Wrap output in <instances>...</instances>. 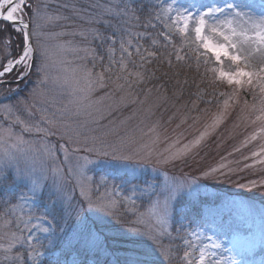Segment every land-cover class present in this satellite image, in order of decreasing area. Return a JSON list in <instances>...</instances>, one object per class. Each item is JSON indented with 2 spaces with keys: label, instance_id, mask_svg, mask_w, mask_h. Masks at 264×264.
<instances>
[{
  "label": "snow or ice",
  "instance_id": "1",
  "mask_svg": "<svg viewBox=\"0 0 264 264\" xmlns=\"http://www.w3.org/2000/svg\"><path fill=\"white\" fill-rule=\"evenodd\" d=\"M148 5L147 17L141 25L144 32L136 34L135 45L132 39L119 37V60L114 58L116 49L109 47V67L96 73L95 80L87 69L83 70L85 87H78V80L75 81L77 86L69 85L65 78L64 83L70 87L69 96L73 97L69 104L75 105L73 114L78 115L90 106L87 101L93 86L103 87L105 72L112 71L111 65L119 64L121 73L127 71L128 76L134 75L142 82L144 75L129 71L128 64L143 67L145 63L161 61L171 66L173 56L178 63L191 59L187 53L180 54L187 45L189 51L196 54L197 66L201 62L207 64L209 57L219 65L210 69L216 81L258 87L259 104H253L252 108L260 113L256 119L264 120V0H259L258 4H250L248 0H185L184 3L148 0ZM26 7L27 0H0V52H3L0 85L8 83L5 78L9 75L15 74L17 79L30 75L34 65L39 83L49 80L51 57L49 49L41 43L44 33L39 21L52 17L42 14L44 6L37 4L31 24L26 23L23 17ZM253 9H258L260 14L254 15ZM140 10L143 11V6ZM129 11L134 19H141L127 4L120 15H127ZM121 31L131 36L130 30H116ZM90 34L94 39L110 40L113 45L117 42L115 32L111 37H104L98 30ZM175 37L181 41L179 48ZM140 41H145L148 47ZM126 44L139 57V65L132 59L133 51H129ZM225 61L230 70H225ZM128 76L118 74L117 79L127 83ZM107 78L111 80V76ZM3 91L11 93L13 90ZM22 103L18 100L14 105H3V111L9 115ZM224 103L227 105V101ZM16 123L23 125V132L43 133L41 141L54 134L51 128L45 129L39 122L29 123L17 116ZM47 123L51 125L53 121L47 120ZM259 131L264 132V127ZM255 138L254 134L252 139ZM94 150L88 149L89 152ZM118 151L115 147L111 149L113 159L121 166L144 165L153 157V152L148 150L144 157L133 162L132 156L118 155ZM261 154H264V146L252 155ZM100 155L106 157L109 152L102 151ZM157 155L160 156L157 162L161 164H168L176 156L171 152L167 156ZM57 159L55 146L32 147L21 135L13 140L10 129H0V209H3L0 222L6 229L0 234V240L7 241L0 244L3 249L0 264H249L241 249L235 245L224 246L223 238L228 236L225 222L209 223L197 207L203 188L199 178H175L165 172L163 177L158 176L143 185L131 184L127 189L114 186L110 195L107 177L97 183L87 175V165L92 163L87 157L83 158L84 163L77 160L66 168L55 165ZM64 159H69L66 149ZM215 171L211 169L202 175L207 178ZM73 177L79 184V200L69 194L74 190L70 187ZM101 186L105 191L96 194ZM129 204L132 207H127ZM129 214L131 219L126 218ZM213 227L218 232L207 237L208 243L193 242V238L199 240L203 232ZM227 227L230 229L231 225ZM122 228L127 231L121 232ZM106 229L114 230L125 239L108 235ZM124 244L132 247H122Z\"/></svg>",
  "mask_w": 264,
  "mask_h": 264
},
{
  "label": "rangeland",
  "instance_id": "2",
  "mask_svg": "<svg viewBox=\"0 0 264 264\" xmlns=\"http://www.w3.org/2000/svg\"><path fill=\"white\" fill-rule=\"evenodd\" d=\"M98 1L97 9L105 12L102 13L103 18L95 21L94 25L101 24L98 31L104 37H111L115 32L117 42L114 45L110 40L102 39L88 42L82 38L80 33L84 32L83 37H88L92 36L90 34L92 30L85 31V29L79 28L78 24L74 27L71 25L63 27L60 21H63L62 13L65 0L37 1V4L44 6L41 8V13L52 17L50 20L39 21L43 25L41 31L44 33L41 43L49 49L51 57L49 80L40 84V77L37 75L33 79L34 82L30 83L29 94L24 99H19L23 103L17 109H13L9 115L3 111V105H14L16 101L0 100V129H10L13 133V140L16 135H21L25 141L31 142L32 147H42L44 144L55 146V154L58 157L55 165L66 168L77 160L84 163L83 158L87 157L92 161L87 165L89 169L87 175L93 177L97 183H101L102 178L107 177L110 195L114 186L127 189L131 184L143 185L145 182L150 183L158 176L163 177L165 172L175 178H199L203 188L201 202L197 204V207L203 211L209 223H212L213 220L216 223L225 222V231H228V236L223 238L224 246L235 245L236 248L241 249L249 264H264V162H261L264 161V154L252 155L254 152H259L260 148L264 146V132L259 131L264 127V120H257L256 117L260 113L252 108L253 104H259V88L247 84L243 87L235 84L229 85L223 81V87L220 90L213 87L207 91L203 85H197L194 87V95L203 100L204 110L191 120L185 116L187 113L185 109L189 110V108H186L182 104L183 102H168L164 97L162 100L154 88L155 92L144 93L145 104L141 106L140 111L136 114L132 113L135 116L128 115L127 119L124 115H120L118 110L120 109L118 104L123 103L125 95L119 94L114 100L109 90L94 85L87 101L90 106L78 115L73 114L75 105L69 104V99L73 98L69 96V85L77 86L75 81L78 80V87L86 86L83 79L85 67L93 73V80H95L96 73L108 68L109 47L116 49L114 58L120 59L119 37L126 31L116 32V30L118 28L129 30L125 28L127 17L133 15L131 11L129 15L128 13L120 15L127 4L122 0ZM155 2L159 3L160 0H155ZM180 2L184 3L185 0H180ZM248 2L258 4L259 0H248ZM142 4L139 1L136 7L139 8ZM35 10L36 8L32 13L31 21ZM252 11L256 16L260 14L258 9ZM147 14L148 11L144 12L139 9L137 15L141 19H135L132 22L140 24L141 27ZM23 17L27 18L25 9ZM57 20L58 23H56ZM142 32H144L143 27H141L140 33ZM135 37V35L132 36V39ZM125 38L129 39L128 36ZM135 43L136 41L133 42V44ZM125 47L128 48V45L126 44ZM184 47L188 48L187 45ZM128 50L133 51L130 48ZM2 55L3 52H0V56ZM89 57L90 59L95 58L94 60L97 61L96 69L98 71L88 68ZM191 57L196 59V54L192 52ZM132 59L139 65V57L135 55L134 51ZM125 60H127L126 57ZM253 63L256 64L255 61ZM208 64L211 68H219V65H216L211 57H209ZM115 65L119 66V64L111 65V69L115 68ZM144 66L145 64L142 68ZM256 66L259 67L258 64ZM183 67V64L173 67L169 79H183V74L180 73L183 71ZM224 68L230 70L227 61H225ZM108 73L105 72L106 78L109 76ZM65 78L68 79L69 85L64 83ZM121 91L124 92V88ZM149 101L153 104H148ZM225 101H227V105H225ZM209 104H213L212 108L209 107ZM166 108L168 112L176 111L174 117L168 122L167 120L161 121L163 115L167 113ZM65 110H67V114H64ZM29 113H32L31 117ZM17 116L29 123L39 122L41 127L51 128L54 134L41 141L43 133L23 132V125L16 123ZM42 116L46 119L42 120ZM47 120H52L53 123L50 125ZM103 122L106 123L103 124ZM111 125L117 129L113 133L114 136L119 134L125 136L131 133L129 142L120 144L118 155L132 156L134 162L151 150L153 152L152 160L144 165L135 164L133 166V163H129L127 166H121L118 161L113 159L111 152L112 142L108 135ZM98 131L101 134L106 131V138L102 135L104 142L96 147L94 142ZM254 134L256 138L252 139ZM5 139H7L6 134ZM185 145L188 146L186 149ZM90 148L95 150L89 152ZM65 149L69 157L68 160L64 159ZM102 151H108L109 155L106 157L100 155ZM170 152L176 154L172 161L168 164L157 162L160 158L157 154L167 156ZM211 169H216V171L205 178L202 173ZM70 187H74V190L69 194L79 200L80 188L75 177H73ZM92 190L95 192V186ZM104 191L105 188L101 186L99 193L96 194ZM137 203L139 204V201ZM127 207L130 208L132 205L129 204ZM2 212L3 209H0V214ZM131 218L129 214L127 219ZM91 219L96 220V217L91 216ZM228 225H231L230 229L227 227ZM3 231L6 229L0 222V234ZM106 231L110 236L125 239L119 234H114L111 230L106 229ZM125 231L127 229H121V232ZM216 232L218 230L213 227L211 231L203 232L199 240L193 238V242L208 243L207 237ZM6 243V240H0V244ZM128 247H132V245L128 244ZM2 254L3 249H0V255ZM123 254L120 253V255Z\"/></svg>",
  "mask_w": 264,
  "mask_h": 264
},
{
  "label": "trees",
  "instance_id": "3",
  "mask_svg": "<svg viewBox=\"0 0 264 264\" xmlns=\"http://www.w3.org/2000/svg\"><path fill=\"white\" fill-rule=\"evenodd\" d=\"M37 1L38 0H32L31 2L33 4L32 5L33 10L36 8ZM122 1L126 2L129 8L133 7V9L136 10V12L134 13L135 16H139L137 15V11L141 9V6H143L144 12L148 11V7H149L148 0H122ZM139 1H141L143 4L139 8H137L136 6ZM97 2L99 3L98 0H73V1L65 0V3L63 5L64 10L62 13L63 21H60V23H62L63 27H65L66 25H68V27H70L69 25L74 27L78 24L77 26L79 28L85 29V31H87L88 29L89 31L93 29L98 30L99 27H101V24L97 23L96 25H94L95 21H98L101 18H103L102 13H104L105 11L104 10L99 11V9H97L98 8L96 5ZM131 14L133 13L131 12ZM134 20L135 19L133 18V15L127 17V23L125 28L129 29L131 32V36H128L129 39H132V36L134 35L136 36V34L140 33L141 31L140 24L132 22ZM56 23H58V20ZM123 35L127 37L126 32ZM82 38L86 39L88 42L90 41L95 42L93 36H88V37L82 36ZM132 40L133 42L136 41L135 38ZM140 43L143 44L145 48L148 47L145 41H140ZM175 45L177 48L181 46V41L178 37H175ZM130 49L134 51L133 48ZM149 50H153V49H149ZM169 51H171V48L169 49ZM185 53H187V55L190 57L192 56V52L189 51V49L186 47H184V50L180 54L184 55ZM94 59L95 58L92 59H90V57L88 58V68H93L94 70L98 71L96 69L97 67L96 64L98 63ZM178 64L180 65L183 64L184 66L183 71L180 72L181 74H183L182 75L183 79L177 78L178 80H170L169 77L172 75L170 71L171 69H173V67H175ZM35 66H33L31 74L28 75L26 79V83L23 85L24 88L22 93L19 96L12 97L11 100H9L10 102H14L19 99L22 100L25 98V96L29 94L28 92L31 89L30 83L34 82L33 79H35V77L37 76ZM84 69H86V67ZM145 69H147L146 72ZM210 69L211 67L209 66L208 63L204 64L203 62H201L199 66H197L196 59H193V57H191V59H185L184 62L182 61L178 63L175 57L173 56L171 66H169V64H167L166 62H161V61H152L150 63H145L144 68L134 67L133 65L128 64L129 71L133 73L141 72L144 75V80L140 82L138 81L136 76L134 75L128 76L127 71L121 73L120 67L119 66L117 67V65H115V68H112V71L108 73L109 76H111L112 80L106 78V80L103 82V88L110 91V95L114 100L119 94L125 95L124 96L125 99L123 103L118 104L120 106V109L118 110L120 111V115H124L125 117H127V119H128V115H132V113L136 114L137 112L140 111L141 106L145 104L143 97L145 95L144 93L154 91L155 88L156 89L155 91L159 93L161 98L162 97L166 98L165 99L166 101L174 102V103L183 102L182 104L186 108H189V110L185 109V112H187L185 116L191 120L192 118L198 116L204 110L203 108L204 103H202L203 100L200 98H196L194 95L195 92L194 87H196L197 85H203L207 91L211 90V88L213 87H217V89L219 90L223 87V81H216V77ZM117 71L118 73H116ZM118 74L128 76V82L126 83L124 79L118 80L117 79ZM117 84L124 85L123 87L124 92L121 91L120 88H116ZM48 86H49V82H48ZM4 89L5 87L4 88L0 87L1 92ZM151 102L149 101L148 104H153ZM209 105H210L209 107L212 108L213 104H209ZM214 106L216 105L214 104ZM175 113L176 111L172 113L170 111L168 112L167 110V113L163 115L161 121L164 120H167V122L170 121L174 117ZM105 123L106 122H103V124ZM116 131L117 129H115V127L111 125V127H109L108 130V135H109V139L111 140L110 142H112V147H115L119 150L120 144H126V142H129L131 133L126 134L125 136L121 134H119L118 136H114L113 133ZM97 133L98 134L94 142V145L96 147H98L100 144L104 142L102 135H104L106 138V131L104 132V134H101L100 131H98ZM127 217L128 216H126V218ZM111 223H115V221H111ZM111 231L114 234L118 235V233H116L114 230ZM121 246L128 247V244H124Z\"/></svg>",
  "mask_w": 264,
  "mask_h": 264
},
{
  "label": "flooded vegetation",
  "instance_id": "4",
  "mask_svg": "<svg viewBox=\"0 0 264 264\" xmlns=\"http://www.w3.org/2000/svg\"><path fill=\"white\" fill-rule=\"evenodd\" d=\"M32 0H27V7L25 8V14L27 15V18L24 17V20L26 23L31 24V16L33 13L32 9ZM29 15V17H28ZM15 38V33L13 34ZM2 47V46H0ZM19 71V70H18ZM28 75L25 76L23 79H17L15 74L7 76L5 79L8 80V83L0 85V87H5V89H12L13 91L11 93H7L5 91L0 90V100H11L12 97L19 96L24 88V84L26 83Z\"/></svg>",
  "mask_w": 264,
  "mask_h": 264
}]
</instances>
